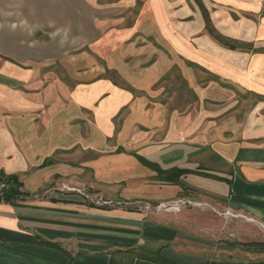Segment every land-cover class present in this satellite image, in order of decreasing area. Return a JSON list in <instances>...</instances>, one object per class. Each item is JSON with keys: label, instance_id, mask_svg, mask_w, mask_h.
Instances as JSON below:
<instances>
[{"label": "crops", "instance_id": "1", "mask_svg": "<svg viewBox=\"0 0 264 264\" xmlns=\"http://www.w3.org/2000/svg\"><path fill=\"white\" fill-rule=\"evenodd\" d=\"M1 174L29 195L0 201V264H264L126 206L264 223V0H0Z\"/></svg>", "mask_w": 264, "mask_h": 264}, {"label": "rangeland", "instance_id": "2", "mask_svg": "<svg viewBox=\"0 0 264 264\" xmlns=\"http://www.w3.org/2000/svg\"><path fill=\"white\" fill-rule=\"evenodd\" d=\"M113 75L118 74V71H112ZM118 77V76H117ZM135 89V88H133ZM183 95L177 94L176 105L183 109ZM197 104V99H193V106ZM208 106H211L210 104ZM116 126H119L120 119L114 120ZM115 137V135H114ZM113 137V138H114ZM188 201V199H175L167 202L156 204L136 202L127 204L129 208L140 209L141 206L152 212L159 214L166 213L172 215H188L192 221L193 231L198 232L202 237H205L213 242L224 243L231 246L230 242H264V223L255 220L253 217L244 213L237 212L233 209L221 208L212 205H206L202 202L192 201L191 203H182L179 210L174 209V202ZM94 202H102L94 198ZM186 215V216H187ZM245 247V246H243ZM253 248V247H251ZM255 250H264L262 246L254 247Z\"/></svg>", "mask_w": 264, "mask_h": 264}, {"label": "trees", "instance_id": "3", "mask_svg": "<svg viewBox=\"0 0 264 264\" xmlns=\"http://www.w3.org/2000/svg\"><path fill=\"white\" fill-rule=\"evenodd\" d=\"M142 161L144 162L145 165L159 171V174H161L160 175L161 178L164 180H168L166 176L164 177L165 174H172V173L176 174L172 179H170V181L173 183L180 184L183 187V190L185 192H190V189H189V187L185 186L180 181L181 176H183L184 174L198 173V174L205 175L208 177L223 179L222 177H219L217 175L205 172L204 170H199V169L198 170H187V169H175V168L171 169V170H162L154 162H151L145 158H142ZM0 181H5L6 185H7V187L3 191L0 192V201L14 202V201L25 199L26 197H28L29 194L26 192H23L21 190L22 184L19 181L18 176L1 174L0 175ZM130 209H136V208L134 207V208H130ZM46 243L51 244V245H56V244L51 243V242H46ZM228 244H230L231 246H245V247H249V248L262 246L264 248V242H244V243L230 242ZM259 251H263V249L259 250ZM111 264H117V263L113 261Z\"/></svg>", "mask_w": 264, "mask_h": 264}, {"label": "built area", "instance_id": "4", "mask_svg": "<svg viewBox=\"0 0 264 264\" xmlns=\"http://www.w3.org/2000/svg\"><path fill=\"white\" fill-rule=\"evenodd\" d=\"M6 187H7L6 182L5 181H0V192L3 191ZM187 202L191 203L192 201L191 200H188V201H182V200L176 201V202H174V207L173 208L176 209V210H179L180 207H181V204L182 203L185 204Z\"/></svg>", "mask_w": 264, "mask_h": 264}]
</instances>
